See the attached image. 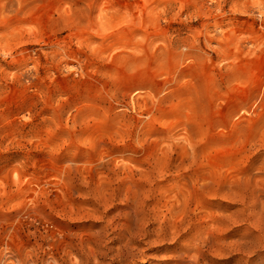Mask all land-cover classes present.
<instances>
[{
  "label": "rangeland",
  "instance_id": "obj_1",
  "mask_svg": "<svg viewBox=\"0 0 264 264\" xmlns=\"http://www.w3.org/2000/svg\"><path fill=\"white\" fill-rule=\"evenodd\" d=\"M0 264H264V0H0Z\"/></svg>",
  "mask_w": 264,
  "mask_h": 264
}]
</instances>
